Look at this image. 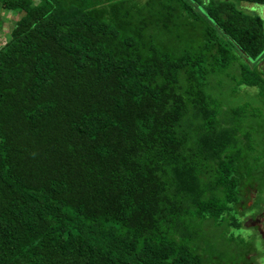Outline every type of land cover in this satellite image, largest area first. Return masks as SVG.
Segmentation results:
<instances>
[{
  "label": "trees",
  "instance_id": "trees-1",
  "mask_svg": "<svg viewBox=\"0 0 264 264\" xmlns=\"http://www.w3.org/2000/svg\"><path fill=\"white\" fill-rule=\"evenodd\" d=\"M26 1L0 0L19 11L0 45V264L253 260V235L231 229L246 188L249 207L263 193L264 117L227 97L264 99L262 16L233 0Z\"/></svg>",
  "mask_w": 264,
  "mask_h": 264
},
{
  "label": "rangeland",
  "instance_id": "rangeland-1",
  "mask_svg": "<svg viewBox=\"0 0 264 264\" xmlns=\"http://www.w3.org/2000/svg\"><path fill=\"white\" fill-rule=\"evenodd\" d=\"M38 0H27L25 3L36 2ZM233 2H237L241 9L249 13H257L261 15L264 22V4L256 3V2H247V1H237L233 0ZM19 11H8L6 9L0 8V45L9 37V29L11 27L12 21L18 16ZM264 27V26H263ZM258 68L263 71L264 76V57L258 60ZM223 75L220 76V80H222ZM226 82L223 89L228 90L229 83L227 79H224ZM227 85V86H226ZM217 87H221V85H216ZM255 87L254 86H243L241 85L239 90L229 95L227 97V101L229 104H235L240 102H249L252 104H256L260 109V114L264 117V99L254 94ZM224 96L227 95L225 92ZM245 199L241 201L238 205L240 209H246L247 215L242 219V227L241 228H233L231 229L234 233H241L242 235L247 236L248 233L253 235V242L256 246L255 251H249L246 254V257L249 255H255V258L248 263L236 262L234 264H264V189L263 193H261L260 199H258V205L256 207H249L252 205L253 201L257 195V189L253 185H249L245 190ZM249 207V208H248ZM240 217V215H239ZM211 242L215 247V242L212 238ZM213 264V262L211 263ZM229 264V263H225Z\"/></svg>",
  "mask_w": 264,
  "mask_h": 264
}]
</instances>
